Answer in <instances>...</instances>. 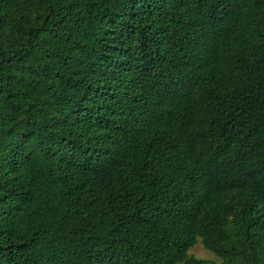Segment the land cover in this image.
<instances>
[{
	"label": "trees",
	"instance_id": "obj_1",
	"mask_svg": "<svg viewBox=\"0 0 264 264\" xmlns=\"http://www.w3.org/2000/svg\"><path fill=\"white\" fill-rule=\"evenodd\" d=\"M0 264H264V0H0Z\"/></svg>",
	"mask_w": 264,
	"mask_h": 264
},
{
	"label": "rangeland",
	"instance_id": "obj_2",
	"mask_svg": "<svg viewBox=\"0 0 264 264\" xmlns=\"http://www.w3.org/2000/svg\"><path fill=\"white\" fill-rule=\"evenodd\" d=\"M190 255L195 256L198 259H207L219 262V260H217L218 258L214 254L206 250L201 244H198L196 247H194L190 251Z\"/></svg>",
	"mask_w": 264,
	"mask_h": 264
}]
</instances>
